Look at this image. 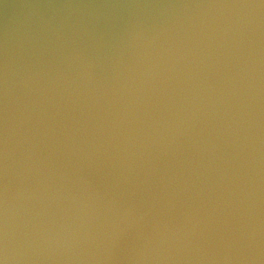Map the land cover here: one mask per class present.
<instances>
[{"label": "water", "instance_id": "95a60500", "mask_svg": "<svg viewBox=\"0 0 264 264\" xmlns=\"http://www.w3.org/2000/svg\"><path fill=\"white\" fill-rule=\"evenodd\" d=\"M0 264H264V0H0Z\"/></svg>", "mask_w": 264, "mask_h": 264}]
</instances>
